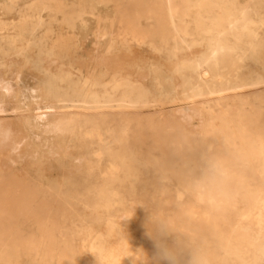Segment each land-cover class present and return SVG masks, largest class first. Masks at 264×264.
Segmentation results:
<instances>
[{"label":"rangeland","instance_id":"obj_1","mask_svg":"<svg viewBox=\"0 0 264 264\" xmlns=\"http://www.w3.org/2000/svg\"><path fill=\"white\" fill-rule=\"evenodd\" d=\"M262 176L264 0H0V264H166L150 211L203 264H264Z\"/></svg>","mask_w":264,"mask_h":264},{"label":"clouds","instance_id":"obj_2","mask_svg":"<svg viewBox=\"0 0 264 264\" xmlns=\"http://www.w3.org/2000/svg\"><path fill=\"white\" fill-rule=\"evenodd\" d=\"M229 175L230 170L224 159L206 155L203 158L202 175L197 184L207 187L217 186L226 182ZM145 227L147 235L155 242L159 260L165 261L166 264H203L200 249L195 246L190 247L167 217L150 211Z\"/></svg>","mask_w":264,"mask_h":264},{"label":"bare ground","instance_id":"obj_3","mask_svg":"<svg viewBox=\"0 0 264 264\" xmlns=\"http://www.w3.org/2000/svg\"><path fill=\"white\" fill-rule=\"evenodd\" d=\"M141 1H138V2H136L137 3V5H139V3H140ZM142 3V2H141ZM140 3V4H141ZM137 7V6H136ZM139 8H140V6H139ZM134 9H135V7H134ZM139 12V11H138ZM59 13V12H58ZM140 13V12H139ZM141 13L140 14H137L136 13V17H135V20H140L141 19ZM72 16V15H71ZM135 16V15H134ZM132 21H133V19H132ZM164 22V21H163ZM74 26V25H73ZM135 26H137V25H135ZM130 27V26H129ZM128 27V28H129ZM134 27V26H133ZM139 27H140V25H139ZM101 29V28H100ZM137 29V28H136ZM141 29V28H140ZM142 30V29H141ZM141 30H139V31H141ZM108 32V31H107ZM138 32V31H137ZM175 32H176V30H175ZM123 36V35H122ZM126 36H127V34H126ZM115 37V36H114ZM120 37V36H119ZM69 38V37H68ZM68 38H66L67 39V42L68 41H70V40H68ZM122 38H124V36L122 37ZM129 38V37H128ZM110 39V38H109ZM73 40V39H72ZM66 41V40H65ZM129 41H130V39H129ZM129 41H127L125 38L123 39V40H120V41H117V43H116V50L118 49V51H116L117 52V56H118V60L121 62V64L122 63H124V64H127V66L128 65H130V64H136V63H140V62H142L143 61V58H142V55H141V52H140V49H138L137 48V50L134 48V47H132L131 46V43L129 42ZM64 42V41H63ZM73 42V41H72ZM71 42V43H72ZM70 42H69V44L67 45L68 46V50L67 51H70V48L72 47L70 44H71ZM74 43V42H73ZM61 45V44H60ZM66 46V47H67ZM77 46V45H76ZM245 46V45H244ZM78 47V46H77ZM75 48V47H74ZM258 48V47H257ZM63 49V48H62ZM66 49V48H65ZM75 50H76V48H75ZM63 51V50H62ZM71 51H72V49H71ZM78 51V50H77ZM71 53V52H70ZM66 54V53H65ZM204 57V56H203ZM112 59V58H111ZM212 59V58H211ZM117 60V59H116ZM146 60V59H145ZM88 61V60H87ZM148 62V61H147ZM118 65V64H117ZM147 65V64H146ZM190 65V64H189ZM198 66V65H197ZM150 69V68H149ZM173 69V68H172ZM146 70H148V68L146 69ZM217 70V69H216ZM219 70V69H218ZM221 71V70H220ZM145 73H146V71H145ZM147 73H148V71H147ZM150 73V72H149ZM223 73V72H222ZM146 75V74H145ZM148 75V74H147ZM153 76V75H152ZM125 77V76H124ZM147 77V76H146ZM149 77V76H148ZM156 77V76H155ZM153 78H154V76H153ZM143 79V78H142ZM160 79H161V77H160ZM145 81V80H144ZM147 81V80H146ZM154 81V80H153ZM155 82H157V81H155ZM146 83V82H145ZM160 83V82H159ZM146 85V84H145ZM156 85V84H155ZM147 86V85H146ZM158 86V85H157ZM156 87V86H155ZM160 88H161V85L159 86ZM160 91H161V89H160ZM161 92H163V91H161ZM161 97V96H160ZM69 118V117H68ZM173 118V117H172ZM176 118V117H175ZM174 118V119H175ZM177 120V119H176ZM175 124V123H174ZM233 124V123H232ZM180 125V124H179ZM185 126H187V125H185ZM177 127V126H176ZM181 127V126H180ZM179 127V128H180ZM171 128H172V126H171ZM178 128V129H179ZM164 130V129H163ZM175 130V129H174ZM181 130V129H180ZM162 131V130H161ZM167 130H165V132H166ZM170 131H173L172 129L170 130ZM163 132V131H162ZM175 132V131H174ZM183 132V131H182ZM213 132V131H212ZM236 132V131H235ZM159 133H160V131H159ZM185 132H183L182 134H184ZM156 134V133H155ZM164 134V133H163ZM166 134H168V131H167V133ZM165 134V135H166ZM173 134V133H172ZM187 134V133H186ZM208 134V133H207ZM157 135H158V133H157ZM164 135V136H165ZM185 135V134H184ZM160 136V135H159ZM163 136V137H164ZM170 136V135H169ZM208 136V135H207ZM211 136V135H210ZM239 136V135H238ZM175 137V136H174ZM186 137V136H185ZM184 137V138H185ZM173 138V137H172ZM176 138H177V136H176ZM175 138V142H176V139ZM213 138H214V135H213ZM164 139V138H163ZM170 139V138H169ZM204 139L205 140H208V139H206L205 137H204ZM212 139V138H211ZM184 140H186V139H184ZM202 140H203V138H202ZM223 140V139H222ZM157 141V140H156ZM174 141V140H173ZM178 141L179 142H181L179 139H178ZM159 142H160V140H159ZM163 142V141H162ZM175 142H174V144H175ZM185 141H183L182 143H184ZM208 142V141H207ZM209 142H210V140H209ZM212 142H213V139H212ZM173 143V142H172ZM189 143H190V141H189ZM180 144V143H179ZM206 144V143H205ZM209 144H211V142L209 143ZM160 145V144H159ZM170 145H172V144H170ZM176 145H177V143H176ZM173 146V145H172ZM181 146V145H180ZM167 147V146H166ZM176 147H178V145L176 146ZM165 148V147H164ZM185 148V147H184ZM207 148H208V146H207ZM171 149V151H173L172 150V148H170ZM174 149H175V147H174ZM189 149V148H188ZM183 150V149H182ZM171 151H170V153H171ZM167 152V151H166ZM174 155V154H173ZM224 155V154H223ZM225 155H227V154H225ZM13 157V156H12ZM7 163V162H6ZM237 171V170H236ZM260 172V171H259ZM258 172V173H259ZM259 174H261V173H259ZM260 178V177H259ZM262 178H264V176H262ZM257 179V178H256ZM210 191V190H209ZM210 199V198H209ZM38 250V249H37Z\"/></svg>","mask_w":264,"mask_h":264}]
</instances>
